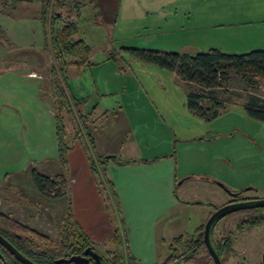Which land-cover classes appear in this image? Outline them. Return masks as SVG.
Wrapping results in <instances>:
<instances>
[{
    "label": "rangeland",
    "instance_id": "1",
    "mask_svg": "<svg viewBox=\"0 0 264 264\" xmlns=\"http://www.w3.org/2000/svg\"><path fill=\"white\" fill-rule=\"evenodd\" d=\"M104 1L112 6V14L103 13L96 5L98 0H0V115L3 112L4 116L3 120L0 117V179L20 173L25 181L24 171L31 166L45 174L64 173L67 179L64 193L59 196H42L29 185L25 190L11 186L21 196L19 202L9 198L7 180L0 181V205L14 211L16 218L29 222L32 229L52 236L51 241H58L67 208L63 207L72 202L73 196L71 190L66 191L70 178L61 162L58 166L56 162H46V157H53L52 149L59 151V146L52 143L55 117H48L52 105L55 114L54 102L45 93L52 97L50 70L54 50L48 32L49 19L60 12L77 23L75 38H83L91 45L90 58L96 63L94 71L88 67L86 77L75 75V71L66 73L72 89L82 86L85 93L77 97V109L85 112L97 101L109 108L105 113L103 106H96L87 117L77 114L75 121L70 113H63L65 122L71 120L69 132L74 134L77 126L83 132L78 138L69 133L72 150L80 148L87 158L89 150L96 148L99 156L104 157L106 154L96 147L101 134L109 136L119 129L112 136L115 149L123 147L118 154L131 148V139L136 136L143 156L138 164L123 165L118 159H108L118 166L112 172L105 168L106 162L101 163L100 170L89 165L98 197L87 191L83 196L85 202L79 200V209L89 228L101 231L104 222H108L113 229L119 227L124 231L133 264H160L168 255L174 236H195V227L204 225L215 211L213 203L222 205L231 197L220 183L264 198V121L250 116L243 106L246 94L264 100V79L251 76L249 71L232 70L222 78L221 86L202 89L182 78L174 79L162 67L146 63L125 47L160 50L166 45L165 35L187 36L181 32L182 27L202 24L209 14L228 22L237 19L228 17L230 13L243 12L245 20H253L264 16V0ZM173 14H178L177 25L172 22ZM254 24L264 30V21ZM195 32L193 37L201 38L205 28ZM16 75L38 77L27 79L40 85L34 89L32 81L29 85ZM14 84L16 88L12 87ZM184 88L213 95L223 100L224 107L215 117L200 116L189 109ZM83 102L87 103L85 109ZM77 109L74 107L75 112ZM87 125H92L95 132L91 142ZM105 176L114 183L116 201L112 200ZM199 200L207 203H194ZM175 201H186L190 206L171 209ZM202 212L207 216L200 221ZM230 232L235 239L232 254L236 258L228 264H237L248 250L257 251V256L248 259L250 264H258V255L264 248V225L240 232L237 216H231L215 226L213 238L217 241ZM257 234L256 243L249 240ZM94 239L101 252L111 250L108 240Z\"/></svg>",
    "mask_w": 264,
    "mask_h": 264
},
{
    "label": "trees",
    "instance_id": "2",
    "mask_svg": "<svg viewBox=\"0 0 264 264\" xmlns=\"http://www.w3.org/2000/svg\"><path fill=\"white\" fill-rule=\"evenodd\" d=\"M77 30V23L67 19L60 12L53 13L52 18L49 19L48 32L50 43L54 50V64L50 70L52 84L50 85V95L53 98L57 123L58 159L65 169H68L67 153L70 145L63 113H70V117L74 121L77 119V114L82 117H87L90 114L82 113L77 109L78 101L71 94L65 78V71L69 66L91 64L92 47L83 38H75ZM125 49L141 60L175 71L185 82L198 84L202 89H213L221 86L222 78L232 70L249 71L251 76L264 79V48H256L240 53H229L218 48L200 50L196 53L163 51L134 46H127ZM186 94L189 109L200 116L206 118L215 117L220 112V108L224 107L223 100H219L213 95L205 94L202 90L190 92L187 90ZM246 96L243 106L247 113L258 120L264 121V100L251 94H246ZM74 107L77 109L76 112ZM86 128L87 133L90 135L87 138L91 142V127L87 125ZM82 133L77 126L74 136L77 138ZM89 151L88 159L91 168L100 170L101 163L107 160L108 157L106 155L104 157L98 156L94 148ZM103 174L105 175V172ZM31 177L36 191L42 196H59L64 193L62 189L67 186V179L64 173L48 175L33 169ZM107 182L112 191V200L116 201L115 196H113L112 184L108 179ZM6 191L11 200L18 202L22 200V198L20 199L21 196H17L18 192L11 188H6ZM29 204L38 205L34 201H29ZM220 206L214 204L215 210ZM13 212L9 209L2 210L0 208V233L15 242L17 249L22 254H24V251L31 253L32 258L37 262L55 264V259L63 255L70 242L74 243V246L79 244L82 247L93 242L92 237L77 220L71 201L68 203L63 216V226L58 241H51L52 236L49 234L32 229L27 223L16 218ZM260 219L262 220L263 217ZM216 225L217 221L213 224L211 233H213ZM204 227L205 224L199 226L195 230L196 235L191 238L180 235L176 239L178 245L176 249L182 254L190 253L189 258L194 257L192 256L194 253H196V256L202 254L203 251L207 250L203 241ZM108 242L111 244L110 257L115 264H133L134 257H131L132 255H128V260L126 259L122 233L118 228L113 230ZM224 245H227V248L230 247L229 242L219 239L217 247L223 248ZM68 246L70 247V245ZM205 257V255L200 258L197 257L195 264H207L204 262ZM0 264H19V262L14 256L7 255L4 249H0Z\"/></svg>",
    "mask_w": 264,
    "mask_h": 264
},
{
    "label": "crops",
    "instance_id": "3",
    "mask_svg": "<svg viewBox=\"0 0 264 264\" xmlns=\"http://www.w3.org/2000/svg\"><path fill=\"white\" fill-rule=\"evenodd\" d=\"M96 5L100 6L102 8L103 13H105V14L112 12V9H111L112 6L109 5L108 2H105L104 0H98ZM245 16L246 15H244L243 12H238L236 14L230 13L228 15V17H233V18H237V19H235V20L232 19L233 21L224 22V21H222V19H217V17L209 14L206 17L204 16L205 21L210 22L209 24H207L206 22H203L202 24H200V23L192 24L191 27H188L187 29H186V27H182L183 29L181 28L182 29L181 32L186 33L187 36H184V35L178 36V34H176V33H174L173 35H170V34L165 35V36L163 35L164 37H166L163 40L166 45L163 47H159V48H160V50H163V51L169 50V51H181V52H189V53H196L200 50H208L211 48H218L222 51L229 52V53H240V52L253 50L256 48H264V30H262L261 28H257V27L252 26V25H255L254 22L264 21V16L255 18L253 20H251V19L245 20ZM172 17L174 18V19H172L173 24L177 25V23L179 21L177 18L178 14H173ZM198 28H205V32L202 35L203 37H201V38H198L197 36L193 37L194 34L196 35L197 32H195V30ZM207 28H210V30H207ZM179 30L180 29H176L175 31H179ZM190 51H192V52H190ZM146 63H148V62H146ZM95 64L96 63L94 61H92V59H91L90 65L79 66V67L78 66H71V67H68L67 70L65 71V78H66L67 86H68L71 94L75 98H77V97L79 98L81 96H84L85 93L82 92V89H83L82 86H78L77 89L75 88V90L77 92V95H76V93L74 92L75 90L72 89V87L70 85L71 82L67 81L66 73L68 71L69 72L75 71L76 72L75 75H77L79 77H81V75L83 77H86L85 75H86V71H87L88 67H90V69H91L90 71H94L96 69ZM73 69H76V70H73ZM162 69H164L165 72L167 71V73L170 74L174 79H178L179 81L182 80L180 75L177 74L175 71H170V70H167L165 68H162ZM164 70H163V72H164ZM16 76L21 78L22 81L29 83V85H31V81H32V83H33L32 85H33L34 89L37 88L38 85H40V84H38V82H35L34 80L27 79V78L40 79L38 77H32V76H28V75L27 76L26 75H24V76L16 75ZM13 80L17 82L18 78L13 77ZM39 81H41V80H39ZM12 87L16 88V85L14 84ZM44 88L47 89V86H45ZM184 90L187 93V89L184 88ZM112 93H109V94H112ZM105 94H108V93H105ZM45 97H48L49 99L52 100V97H50L46 93H45ZM103 97L105 98L106 95H103ZM78 98H77V100H78ZM97 102L93 105V107H91V105H90L89 109L86 108L87 103L83 102V104L85 103L83 109L86 108V111L84 112V110H82L81 112L88 114L96 106L99 107V105H101V104H98ZM52 103H53V100H52ZM52 106H51V111H52L51 114H49L44 109V112H46V114L48 113L49 119L52 116L55 117L54 110H53ZM101 106H103V108H104L103 111L105 113L108 112V110H109L108 107H106L104 105H101ZM32 111H34V110H32ZM2 113L3 112H1L0 117L3 120L4 116ZM11 115H13V113ZM55 121H56V117H55ZM56 125H57V123L55 122V131H56ZM51 126H52V123H51ZM69 127H72L71 120L66 119V128L68 130V134L69 133L73 134V131L69 132V130H70ZM91 131H92L91 138L94 140L95 139V132L93 131L92 125H91ZM115 132L118 133L120 131H119V129L115 130L114 132H112V134H109L110 137L107 134H106L107 136L105 134H101L100 141L96 147L103 154H106V155L110 154V153L117 154L116 155L117 158H115V159L122 161L123 165H126L127 163H132V164L137 163L138 164L140 162V160L143 159V156H142L141 149H140V143H139V140L137 139V137L134 136L131 139V142H132V144H130L131 148L126 149L122 155H119L118 152H121L123 147H121L119 149H115L116 147L114 146V143L112 141V136ZM98 137H99V135H98ZM54 139H55V141L52 140V143L58 145L56 133L54 134ZM68 141H69V139H68ZM69 145H70V148L68 149V153H67L68 169H66V170H67V173L69 174L70 184H69V187L66 189V191L68 192L71 190L73 193L72 207H73V211L75 213V216H76L77 220L80 222V224L84 227L85 231L88 234H89L88 229L94 233L93 236L89 234L91 237H93V238L96 237L97 239H100V240H105V239L108 240L109 237L111 236L112 232H113V228L111 227V224L108 222H104V224H103L104 228L101 227L100 228L101 231L95 230L94 228L93 229L89 228L86 221H85V217L83 216V213L79 209V200H81L82 202H85L83 196H84V194H86L87 191L93 192L94 195H96V198L98 197V195L96 193V186H95L94 180H93V178H91L90 171L88 170V167L90 165V163L87 164V162H86V159L88 157L86 158V156L84 155V151L81 150L80 148H79L80 149L79 150L77 146H76L77 148L75 150H72L74 148L73 145H71L70 143H69ZM132 145L134 146L133 149H132ZM74 146H75V144H74ZM137 149L139 150L138 152H140L141 155H139L138 152H136ZM94 151L99 156L98 152L96 151V148ZM50 152H52V153H50L51 154L50 156H53V157H46V162L53 161V163L56 162L57 166L60 165V161L58 159V155H59L58 149H57V153L53 149ZM162 155L166 156L167 153H164ZM56 156H57V158H56ZM101 156H103V155H101ZM108 159H111V158H107V160L104 161V163L106 162V164H104V165H105V168L107 170L112 172L113 169H115L118 166L115 162H111ZM146 160L148 161L149 159L146 158ZM76 163L78 165V167L76 166L77 169L75 167ZM33 168H34V166H31V167H28L24 171L25 172V176H24L25 181H22V177H21L20 173L16 174L15 177H13L12 175H10V176L6 175V176L2 177L0 179V181L5 182V180H7V183L10 184L9 188L11 186H20L22 190H25L26 186L29 185V187L33 188V191L37 192L36 188L33 185L32 177H31ZM36 170L41 172V173H44V174L46 173V172H43L41 170H38L37 167H36ZM7 174H9V173H7ZM53 174L56 175L58 173L54 172ZM48 175H50V174H48ZM195 178L206 179V178H202L200 176H195ZM206 180L214 181L215 179L208 176V179H206ZM109 181L111 182L112 187H113L114 183L111 180H109ZM113 190H114V187H113ZM216 198H217V196H216ZM206 203L207 202L204 201L203 203H201V205H204ZM181 205L183 207H189L190 206L186 201H179V202L175 201V202H173L171 209H173L174 207L179 208V206H181ZM66 207L67 206L65 205L63 208L65 209ZM198 207H200V206H197V208ZM0 208L2 210L7 209L5 207H2V205H0ZM14 215H16V214H14ZM206 216H207V214L202 212V215L200 216V221L204 217L206 218ZM21 221H23V220H21ZM23 222L29 223L26 221H23ZM196 228H198V227H195V229ZM179 235H183V234L181 233Z\"/></svg>",
    "mask_w": 264,
    "mask_h": 264
},
{
    "label": "flooded vegetation",
    "instance_id": "4",
    "mask_svg": "<svg viewBox=\"0 0 264 264\" xmlns=\"http://www.w3.org/2000/svg\"><path fill=\"white\" fill-rule=\"evenodd\" d=\"M224 187V186H223ZM229 194L231 195V197L224 201L222 205L225 204H230V203H245L248 201H252V200H257L260 199V197H255V196H251L248 195V190H242V189H233V188H228L226 186ZM213 202H210V204H212ZM215 204V203H213ZM221 205V206H222ZM214 212V211H213ZM237 216V229L240 232H244L246 229H250L259 225H264V206H255V207H248V208H243L240 209L238 211H234L231 213L226 214L225 216L221 217L220 219L217 220V224L222 221V219L226 218L229 219L231 216ZM263 217V219L261 220L260 218ZM118 228L121 233H122V238H123V245H124V251H125V255H126V259L128 260V255H132L131 253V247H129L128 243H127V239L125 236V233L122 229ZM114 228V229H116ZM113 229V230H114ZM1 234V233H0ZM2 235V234H1ZM232 232L228 233V234H223V236H221L220 238H218V240H224L225 242H229L230 243V247L227 248V245H224L223 248L221 247H217V241L213 238V233H211L210 237H211V242L212 245L220 259V263L221 264H228L229 261L232 259L235 260L236 256L232 254V250H235L234 247V241L235 239H233L234 237L232 236ZM6 240H8L15 248L16 244L15 242H13L10 238H7L6 236L2 235ZM180 235L174 236L171 240V242L168 245V255L162 260V262L160 264H195L197 257H202V256H206L204 259V262H206L207 264H216L215 258L213 256V254L209 251L205 240H204V235H203V241L204 244L207 248V250L203 251L202 254H199V256H196V253H194V257H190V253H186V254H182V252H180L179 250H177L176 248H178L177 245V241L176 239L179 237ZM251 236V235H250ZM254 236V235H253ZM256 236V235H255ZM259 238L258 234L257 237H254V239H249V240H254V243H256L257 239ZM246 239V238H244ZM93 242L89 243L88 245H86L85 247L80 246L79 244H76V246H74V243L70 242V247L67 245L65 252L63 253L62 256L58 257L55 259V264H76L75 262H58V259L64 258V259H69L72 256H81L84 257L85 259L88 260V264H115L113 259H111V253L110 251H107L106 254L101 252L98 247L96 246V240L92 237ZM75 247V248H74ZM89 248V250H88ZM0 249H4L6 251V254L9 256H14V258L19 262V264H23L21 261H19L15 255L13 253H11L3 244L0 243ZM88 250V251H87ZM24 255L30 259L31 261L38 263V264H45V263H40L37 262L36 260H34L31 256V253L29 252H25L24 251ZM98 255V257L96 256ZM243 259L240 260L237 264H250V260L248 258L257 256V251L256 250H252V251H247V253L244 252ZM133 257V255L131 256ZM258 264H264V248L261 250V256L259 257L258 255ZM86 261V260H84ZM128 264V263H127Z\"/></svg>",
    "mask_w": 264,
    "mask_h": 264
},
{
    "label": "water",
    "instance_id": "5",
    "mask_svg": "<svg viewBox=\"0 0 264 264\" xmlns=\"http://www.w3.org/2000/svg\"><path fill=\"white\" fill-rule=\"evenodd\" d=\"M117 154L115 153H110L107 154L106 156L108 158H114L116 157ZM120 163L122 164V161H120ZM208 179V178H206ZM221 186L226 187L224 184H221ZM203 200H199V201H194V203H203ZM255 206H264V198H260L257 200H252V201H248L245 203H230V204H225L220 206L219 208H217L207 219L206 223H205V227H204V240L205 243L209 249V251L213 254L216 264H221L220 263V259L212 245L211 242V229L213 227V224L220 219L221 217L225 216L228 213L234 212V211H238L240 209L243 208H248V207H255ZM0 243L3 244L11 253H13L15 255V257L21 261L23 264H38L35 263L33 261H31L30 259H28L24 254H22L17 248H15L8 240H6L1 234H0ZM89 250V248H88ZM87 250V251H88ZM98 257V255H96ZM86 260V261H84ZM58 262H75L76 264H88V260L85 259L84 257L81 256H72L69 259H58Z\"/></svg>",
    "mask_w": 264,
    "mask_h": 264
}]
</instances>
